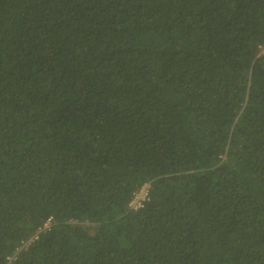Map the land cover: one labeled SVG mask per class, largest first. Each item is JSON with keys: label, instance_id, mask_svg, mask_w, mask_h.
<instances>
[{"label": "trees", "instance_id": "1", "mask_svg": "<svg viewBox=\"0 0 264 264\" xmlns=\"http://www.w3.org/2000/svg\"><path fill=\"white\" fill-rule=\"evenodd\" d=\"M262 46L264 0H0V264H264Z\"/></svg>", "mask_w": 264, "mask_h": 264}, {"label": "built area", "instance_id": "2", "mask_svg": "<svg viewBox=\"0 0 264 264\" xmlns=\"http://www.w3.org/2000/svg\"><path fill=\"white\" fill-rule=\"evenodd\" d=\"M264 57V46L259 48L258 57ZM149 185L145 184L140 188V190L133 196L132 200L130 201L128 205V209L131 211H136L142 208L143 203L147 199V193H148ZM50 219L47 220V222L44 225V229H47L50 225Z\"/></svg>", "mask_w": 264, "mask_h": 264}]
</instances>
